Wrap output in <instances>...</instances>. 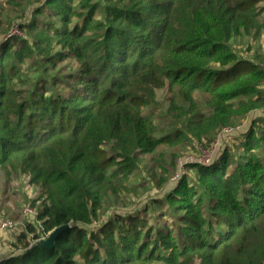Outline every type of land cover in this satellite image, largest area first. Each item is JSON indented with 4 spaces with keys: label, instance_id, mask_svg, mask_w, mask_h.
Listing matches in <instances>:
<instances>
[{
    "label": "trees",
    "instance_id": "1",
    "mask_svg": "<svg viewBox=\"0 0 264 264\" xmlns=\"http://www.w3.org/2000/svg\"><path fill=\"white\" fill-rule=\"evenodd\" d=\"M36 2L17 26L27 37L0 44V169L36 189L35 219L0 264H264V121L238 155L187 162L166 187L184 144H209L264 106V68L231 44L264 28V0ZM138 171L166 187L151 200L166 221L114 213L90 227L111 198L135 192ZM63 225L52 247L38 244Z\"/></svg>",
    "mask_w": 264,
    "mask_h": 264
},
{
    "label": "rangeland",
    "instance_id": "2",
    "mask_svg": "<svg viewBox=\"0 0 264 264\" xmlns=\"http://www.w3.org/2000/svg\"><path fill=\"white\" fill-rule=\"evenodd\" d=\"M40 3L41 0H23L20 7L12 6L8 4L6 0H0V44L9 39L5 38L7 34V23L19 31L22 38L27 37L25 31H21L18 28V24L21 22L29 23L32 19L33 13L28 8L25 9L26 4L30 2ZM76 5V3L74 4ZM264 5V3L262 4ZM23 10V12H22ZM73 22H77V19H73ZM232 48L234 51L245 59H250L256 63H259L264 68V28L252 33L251 35H241L234 37L231 41ZM261 92L264 94V85L261 87ZM156 97L161 108L159 113H161L159 119L160 125H170L171 119L164 115L167 108V103L165 101L166 89H160L156 92ZM264 121V106L252 108L249 112L241 116H234L231 119V123L225 126H221L216 129L213 139L208 142L203 139L201 145L197 141L189 142L184 144L180 150L177 158V168L178 172L174 174L171 178V182L166 187L172 186V184L184 173L183 162L187 158L194 160L205 161L208 157L210 158V163L222 153L226 148L230 149L232 153L239 154L240 147L236 148L235 145L239 142V138H242L244 132L249 128L251 122ZM224 128H232L234 133L223 134ZM204 165V164H203ZM178 175V176H177ZM130 182L135 186V192H130L125 195L122 200L117 198H111L108 205H105L103 212L98 216L96 221H93L90 227L99 225L102 222L108 220V218L114 213H127V212H138L147 221V225L154 223L155 221H166L164 218L157 217L158 210L152 212L151 200L162 196L165 188L155 187L150 183L148 172H135L130 177ZM145 184V187L140 185ZM36 196V189L33 186L28 185V178L26 176H8L6 173L0 169V219L5 217L14 221L15 231H25L27 229L28 222L31 219L22 213L24 207L29 206L28 203L31 198ZM145 205H149L146 213L142 212ZM152 207V208H151ZM31 208V207H30ZM33 209V208H31ZM34 210V209H33ZM16 235L15 236H0V252L4 249L16 250ZM150 264H160L158 262H152ZM193 264H199L195 262Z\"/></svg>",
    "mask_w": 264,
    "mask_h": 264
},
{
    "label": "built area",
    "instance_id": "3",
    "mask_svg": "<svg viewBox=\"0 0 264 264\" xmlns=\"http://www.w3.org/2000/svg\"><path fill=\"white\" fill-rule=\"evenodd\" d=\"M13 35H20L19 31L16 29V27H14L9 33L6 34L5 38L11 37ZM1 40V39H0ZM233 131L232 128H224L222 133L223 134H228L231 133ZM210 158L208 157L205 161H200V160H194L191 158H187L186 160H184L183 165L187 162H193V163H199V164H210ZM183 167V166H182ZM178 176V175H177ZM22 213L25 214L26 216H28L31 220L35 219V211L33 209L30 208V206H26L23 208ZM17 233L15 231V224L14 221L9 219V218H1L0 219V236H4V238H6L7 236H15ZM45 239V238H42ZM3 252V251H2Z\"/></svg>",
    "mask_w": 264,
    "mask_h": 264
},
{
    "label": "water",
    "instance_id": "4",
    "mask_svg": "<svg viewBox=\"0 0 264 264\" xmlns=\"http://www.w3.org/2000/svg\"><path fill=\"white\" fill-rule=\"evenodd\" d=\"M69 225H63L60 227L55 228L54 230H52L48 237H46L45 239H41L38 244L42 247H47L50 248L55 244L56 238L57 236L66 228H68Z\"/></svg>",
    "mask_w": 264,
    "mask_h": 264
},
{
    "label": "crops",
    "instance_id": "5",
    "mask_svg": "<svg viewBox=\"0 0 264 264\" xmlns=\"http://www.w3.org/2000/svg\"><path fill=\"white\" fill-rule=\"evenodd\" d=\"M4 251H9V249H4ZM4 251H3V252H4ZM3 252L1 251V252H0V255H1Z\"/></svg>",
    "mask_w": 264,
    "mask_h": 264
}]
</instances>
